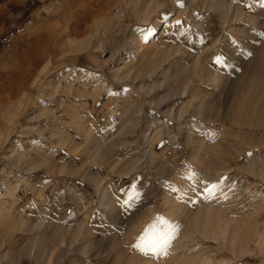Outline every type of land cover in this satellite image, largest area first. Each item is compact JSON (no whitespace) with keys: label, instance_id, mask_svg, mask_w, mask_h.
Returning a JSON list of instances; mask_svg holds the SVG:
<instances>
[{"label":"rangeland","instance_id":"obj_1","mask_svg":"<svg viewBox=\"0 0 264 264\" xmlns=\"http://www.w3.org/2000/svg\"><path fill=\"white\" fill-rule=\"evenodd\" d=\"M2 8L0 264H264V0Z\"/></svg>","mask_w":264,"mask_h":264},{"label":"bare ground","instance_id":"obj_2","mask_svg":"<svg viewBox=\"0 0 264 264\" xmlns=\"http://www.w3.org/2000/svg\"><path fill=\"white\" fill-rule=\"evenodd\" d=\"M7 0H0V15L5 12L2 8V5L4 3H6ZM11 1V0H10ZM7 6V5H6ZM216 6V5H215ZM219 6V5H218ZM5 7V6H4ZM7 8V7H6ZM5 8V9H6ZM9 8V7H8ZM232 10V9H231ZM43 24V23H42ZM28 31V30H27ZM187 78V77H186ZM245 81V80H244ZM249 86V85H248ZM241 88V87H240ZM237 99V97H236ZM236 103L234 106H235V111H233L232 113H229L230 114V117L231 118H236L238 120H241L242 118L246 119L248 118V112L250 111L251 114H254L256 111H258L259 109L261 110L260 114L262 115V118L260 119V121L258 120L257 122H260L262 123L264 121V109L263 108H260L257 109V105L256 104H250V100L249 101H246L245 98L243 97H240L235 100ZM230 110V109H229ZM230 112V111H229ZM260 118V117H259ZM233 120V119H232ZM108 201V200H107ZM79 229V228H78ZM58 230V229H57ZM67 232V231H66ZM61 236V235H60ZM71 236V235H70ZM257 236V235H256ZM259 236V235H258ZM258 239V238H257ZM68 242V241H67ZM186 260V259H185Z\"/></svg>","mask_w":264,"mask_h":264},{"label":"snow or ice","instance_id":"obj_3","mask_svg":"<svg viewBox=\"0 0 264 264\" xmlns=\"http://www.w3.org/2000/svg\"><path fill=\"white\" fill-rule=\"evenodd\" d=\"M168 232H154L148 239L141 241L136 245L140 251L147 253H156L162 251L170 242Z\"/></svg>","mask_w":264,"mask_h":264}]
</instances>
